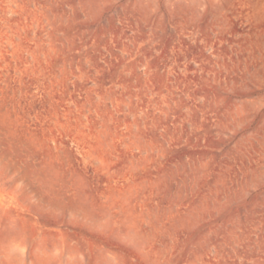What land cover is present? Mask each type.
Returning a JSON list of instances; mask_svg holds the SVG:
<instances>
[{"label": "rangeland", "instance_id": "rangeland-1", "mask_svg": "<svg viewBox=\"0 0 264 264\" xmlns=\"http://www.w3.org/2000/svg\"><path fill=\"white\" fill-rule=\"evenodd\" d=\"M0 264H264V0H0Z\"/></svg>", "mask_w": 264, "mask_h": 264}, {"label": "bare ground", "instance_id": "bare-ground-1", "mask_svg": "<svg viewBox=\"0 0 264 264\" xmlns=\"http://www.w3.org/2000/svg\"><path fill=\"white\" fill-rule=\"evenodd\" d=\"M248 84V83H247ZM214 91V90H213ZM229 98V97H228ZM252 103V102H251ZM255 103V102H254Z\"/></svg>", "mask_w": 264, "mask_h": 264}]
</instances>
